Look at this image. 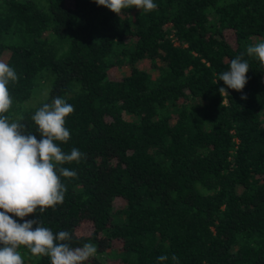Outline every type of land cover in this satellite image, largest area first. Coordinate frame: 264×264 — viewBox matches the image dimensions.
I'll return each mask as SVG.
<instances>
[{
    "label": "trees",
    "instance_id": "16d2710c",
    "mask_svg": "<svg viewBox=\"0 0 264 264\" xmlns=\"http://www.w3.org/2000/svg\"><path fill=\"white\" fill-rule=\"evenodd\" d=\"M153 2L118 15L96 0H0V61L18 76L4 115L39 140L32 116L65 99L70 139L55 143L84 154L57 166L77 172L61 176L63 204L24 219L95 244L85 264L117 241L119 264H264V63L247 54L264 42V0ZM237 56L242 91L218 81Z\"/></svg>",
    "mask_w": 264,
    "mask_h": 264
},
{
    "label": "clouds",
    "instance_id": "9594fccd",
    "mask_svg": "<svg viewBox=\"0 0 264 264\" xmlns=\"http://www.w3.org/2000/svg\"><path fill=\"white\" fill-rule=\"evenodd\" d=\"M96 3L118 15L132 7L144 12L157 8L153 0H96ZM247 54L264 63V42L248 46ZM248 71L247 60L237 56L230 60L229 70L219 74L218 81L222 80L227 88L242 91ZM17 80L15 70L0 61V264H24L18 251L21 246L30 250L33 256L49 257L51 264H85L96 255L95 244L85 243L73 248L68 243L73 238L68 231L53 233L42 226L38 218L24 219L30 214L35 215L37 210L43 213L63 204L67 188L61 182V176H77L76 171L57 166L73 161L79 163L84 154L76 148L70 154L65 153L55 143H67L70 139L65 118L73 113L74 107L60 97L40 107L32 116L41 137L38 140L36 135L25 131V125L10 122L4 115L13 104L8 84ZM218 91L222 96L228 94L225 87ZM246 98V95L241 96V99ZM157 259L164 261L168 257ZM172 260L178 264L177 256L173 255Z\"/></svg>",
    "mask_w": 264,
    "mask_h": 264
},
{
    "label": "rangeland",
    "instance_id": "374dc122",
    "mask_svg": "<svg viewBox=\"0 0 264 264\" xmlns=\"http://www.w3.org/2000/svg\"><path fill=\"white\" fill-rule=\"evenodd\" d=\"M140 66L141 67H147V64L146 63H141ZM43 96H44V93H41V94L39 92L38 93H34L32 95V97H31V102L32 103H36ZM115 205L116 206H123L124 205V201L122 199H115ZM14 219L19 221L18 217L14 218ZM91 230H92L91 223L88 222V221H83L81 223V225L77 227L76 232L79 235H88V234H90ZM120 245H121L120 242H118V241L114 242V245L110 249L111 251H107L106 252V254L107 253H109V254H107V257H104L105 264H119L120 263L119 260H117L115 257L112 256L118 251V248H119ZM104 255H105V253H104ZM108 256H110V257H108ZM26 262H28V261H26Z\"/></svg>",
    "mask_w": 264,
    "mask_h": 264
}]
</instances>
